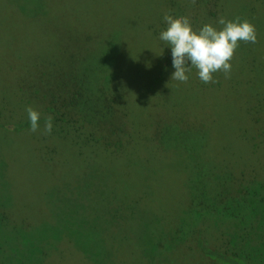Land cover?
<instances>
[{
    "label": "trees",
    "instance_id": "trees-1",
    "mask_svg": "<svg viewBox=\"0 0 264 264\" xmlns=\"http://www.w3.org/2000/svg\"><path fill=\"white\" fill-rule=\"evenodd\" d=\"M37 1L39 3L48 2L49 5L53 2L60 1L61 6L67 9L66 11L72 9V13H69V18L73 23L77 22V12L71 7L74 0ZM77 1L79 3H90L86 8H90L91 16L85 14L86 18L90 19V21H87L89 24L87 27L90 28V32L99 33L98 36H93V38L90 36L91 41L89 43L91 51L102 44L108 47L111 45L119 49L117 41L120 40L121 42L119 43L124 42L121 38H118L117 41L114 38L108 41L109 37H111L110 32L114 28L105 29L101 35V31H99L101 29V23H99V29L97 27L101 18L110 17V6L105 4L103 0ZM130 6H132L133 11L139 9L138 3L135 4V0L131 1ZM166 14L189 17L194 29H199L205 24H213L220 27L217 21L221 17L226 20H246L255 27L257 35L256 42H239V47L236 49L230 61L231 71L227 76L223 72H217L214 74V82L204 83L197 77L196 70L193 69L189 80L182 82L183 87L179 91L184 102L183 104L185 105L181 113L183 114L185 123V128L183 125L182 127L185 130L183 132L184 138L188 142V147H186L188 149L187 151H200L201 147L199 145H196L195 142L192 145L190 143L197 133L200 134V138H208L211 135H215L217 136L215 138L219 140V144L213 149L214 154L218 160L220 158L225 160V157L231 155L230 150L236 144L235 137H241L244 138L243 145L235 149L234 153L240 161L246 164L248 163L250 166L252 165V168H261L259 174L256 171L253 172L252 182L249 181L256 185L254 188L239 184L234 192L231 193L230 191L221 189L215 195L216 197H214L220 204L218 210L221 216H224V214L236 216L239 219L238 221L243 223L238 224V228L241 230L240 235L236 236L235 234L232 236L226 234L223 240H221V245L219 246V250L221 251L218 252L222 256L219 264H264V182H256L259 176L264 173V20H261V17L264 15V0H170L168 1ZM132 16L135 17V12ZM80 17H84V14H81ZM143 21L140 22L143 23ZM93 22L95 24L91 25ZM151 22L150 20L144 26H141L139 39L137 38L135 42L131 39L133 52L140 50L142 55L136 56L135 53L134 56L133 54L129 55L128 51L124 52L125 56L118 57L117 55V59L123 58L126 62L127 60L129 61V68L126 71H119L120 68L118 66V74L116 77L114 79L109 78L108 84H115L118 90L114 91L117 94H108L107 92L106 95L108 96H105L106 106L104 105L103 108L107 111V115L113 113L114 117L118 116L121 118L120 122L122 126H120L121 130L119 132L123 133V139L117 140L116 147L112 148L111 144H106V141H104L107 128L105 123L98 124V127L101 126V128L99 127L102 130L101 136H94L95 134L93 132L95 131H91V134L89 133L84 137L83 135L85 134L79 130L82 124L81 129L83 131L84 124H91V122H86L91 117L89 119L84 118L86 112L90 111L92 115L96 116H98V112L86 109L84 114L79 115L76 119L67 118V116L70 117V113H73V108L75 109V106L79 105L80 101L85 102L86 99L85 103H88L87 98H83L84 91L82 88L74 84V87L72 86L68 90V83H63L60 87L64 88L58 91L56 95L45 96L49 100L44 113L53 116L54 120L52 132L50 134L45 132V134L59 139L63 143L65 142L66 145L75 146L78 149H85L88 146L87 139L92 140L91 147L99 144L95 139L102 141L104 143L102 145L106 148V150L103 149L104 152L102 153L107 154L111 162H109V165L104 166L101 158L103 154L94 151L91 164L94 167L102 165L109 168V170L106 168L101 170V174L98 177L101 180V184L99 182L92 183L90 179L92 183L91 188L86 194L80 193L79 181L75 180L74 175L66 178L75 187L73 185H62L61 189H59L58 179L55 176H48L46 180L53 179L56 180L54 184L58 183V186L52 188L53 195L58 200L55 203H46L43 206V212L49 217V223L42 221L37 214L34 215L35 217H26L18 213L12 214L13 212L0 211V264H56L59 262L61 253L57 251V253L50 255L46 251L50 247H54L56 241L61 242L63 240L70 245L71 243L73 244V252L78 258V261H76L77 264H91L88 260L91 256L94 261L93 264H104L107 259H111L114 262L113 264H186V260H180L182 256H185L183 251L184 247L182 248V242L185 238L184 230L191 233L189 223L192 222L193 224L195 217H197L196 214L192 211H188L186 214H175L180 216L179 218H182L181 225L176 224L177 226L174 228L172 235L169 232H166L168 234H164L165 230H159L158 225H164L168 217L163 218L157 216L154 218L151 214H144L145 212H149L144 209L149 208L145 207L139 200L141 199L142 202L149 203L150 188L148 186L146 188V185L143 188V185L141 186L138 180L136 182L137 186L132 182V179L135 180L136 178L133 174L135 168L137 173L141 175L146 174L149 180L146 170L141 166L138 167L137 163H135L138 159H141V161L145 159L141 158L142 154L139 153L136 147L138 146L140 148L141 145H143L142 147L151 146L152 140L155 139V141H158L155 146H159V148L156 147L157 150H162L164 137L161 129L164 125L168 124L164 120L167 116L163 111L167 103H164V106L161 105L162 108L159 109V113L157 112V115L163 116V118L157 120L155 126H153L154 120L151 122L152 125L149 126L148 121L144 126L140 124L141 119H139L133 123L134 127H129L131 120L129 122L128 118H130L132 113L134 114L136 108L137 113H140V109L143 111L139 116H147L150 110L148 108V102L152 101L151 98L154 99L153 102L163 100L161 97H163L165 92H161L159 95L154 89L157 87V89L163 88L166 84H170L168 82L174 71L171 66L170 50L165 48L166 45L159 40V34L165 28V24H161V21L160 24L157 21H154L155 24ZM103 33L106 34L104 35ZM150 36H152L151 41L149 40L146 43V39ZM98 39H101V41L106 40L101 42ZM128 43L124 42L129 47ZM86 49V52L89 53L90 49ZM151 50L158 51L152 53L153 51L151 52ZM150 53L156 56L153 59L156 69L146 68L150 61L149 59H151ZM54 65L58 67L56 64ZM57 65L61 66V62L57 63ZM30 66L28 64L26 66L27 69H30ZM134 66L138 68L136 69ZM25 71L22 73L25 74ZM129 73V79L133 82L132 87L125 82V79H128L127 75ZM46 79L45 74H39L37 79L39 81L38 84H44ZM79 79L78 81L80 82L78 83L84 82L80 77ZM145 86L147 90H145ZM2 94L5 93L3 92ZM117 99H119L118 105L122 109L116 107L118 106L115 105ZM5 102L3 100L4 105L2 107L0 105V108H9ZM178 108H180L179 105H175V108L172 107V109ZM62 109L64 111H61ZM172 109L171 113L173 112ZM1 112L0 127L3 128H1L2 130H5L8 128V123L12 122L5 121V117L2 116ZM98 118L100 117L98 116ZM55 125L60 132H56ZM71 125L74 127L70 128ZM135 127L138 130V133L134 135L137 140L132 135V130ZM24 128L31 129L29 121L25 122ZM110 129L113 128L111 127ZM153 129L155 130L154 135L150 133V130ZM174 131H176L175 128ZM71 132L76 136L78 142L74 143L70 141V135L72 136ZM113 132L116 136V128L115 130L113 129ZM174 133L178 132H172V134ZM7 134L9 133L6 132L5 136L1 139L2 143L9 146L12 143L15 145L18 144V146L24 144V138L9 137ZM142 134H146L147 137L143 138ZM172 134L169 137V144H174V138L170 140ZM81 139H83L82 142ZM126 146H129L127 148L128 151L125 150ZM142 151L144 156L147 150ZM133 153L134 155H132ZM84 155H86V151L78 152L76 159L71 160L72 164L76 163L77 159L82 161V159L86 158L83 157ZM68 161L70 162V160ZM148 161L150 159H147L145 163H149ZM216 162L222 165L220 161ZM243 175V172L240 173L237 180L242 178ZM97 176H94V178H97ZM197 179L199 181V176H197ZM260 181H264V179ZM143 182H146L145 179H143ZM241 182L242 180H239V183ZM84 184L87 185L86 183ZM137 188L140 189L142 194L139 193ZM245 190H251L249 204L244 200V196L247 195ZM70 191L71 196H68L67 193ZM33 193L35 192L27 188L22 190V194L26 198ZM139 195L141 197L136 199ZM14 196L12 195V197ZM3 199V197H0V203ZM14 201L17 204V200ZM209 201L210 199H208ZM83 202L88 203V206ZM16 204L15 209H17ZM82 204L84 207H82ZM35 205H40V203L36 202ZM70 205L75 207L74 211L72 210L70 214L60 210V206H63L66 210L69 209ZM198 206H202V204L199 203ZM81 207L82 209H80ZM204 207L206 206L204 205ZM208 208L206 209L210 210ZM249 208L252 211H249ZM79 209L82 213L79 212ZM245 210L247 211V217L242 215ZM60 211L66 215L74 227L75 224L73 221H80L77 222V225L83 227V232L87 235L81 234L80 236L72 237L74 242H71V238L69 237L70 232H67L68 230L65 231L63 228H58V212ZM160 218L162 220H159ZM52 219L54 220V225L51 224ZM154 219L156 223H154ZM183 219L188 221V228L183 226ZM248 219L250 221L249 224L246 222ZM90 225H94L95 232L88 234ZM102 236L105 237V240ZM109 243L116 248L109 247L107 245ZM74 245L76 246L75 248ZM203 247L200 248L201 253L199 252L197 255L199 257L198 261L195 259L196 255L193 259L191 258L192 264H218L215 262V257L208 253L209 249L206 250ZM225 261L227 262L225 263Z\"/></svg>",
    "mask_w": 264,
    "mask_h": 264
},
{
    "label": "rangeland",
    "instance_id": "rangeland-1",
    "mask_svg": "<svg viewBox=\"0 0 264 264\" xmlns=\"http://www.w3.org/2000/svg\"><path fill=\"white\" fill-rule=\"evenodd\" d=\"M131 1L103 0L105 4L110 6V17L101 18L97 25L99 29V23H101V29H99L101 35L105 29L107 30L113 27L114 30L110 32L111 37H109L108 41L112 38L116 39V41L118 38H121L124 42H130L128 43L129 47L123 41V43H119L121 41L118 40L119 49L111 45L108 47L102 44L91 51L89 43L91 41L90 36L93 38V36H98L99 33L90 32V28L87 27L89 25L87 21H90V19H87L85 14L91 16L90 8H86L90 3H79L77 0H74L71 7L76 10V17L78 18H76L77 22L73 23L69 18V13H72V9L66 11L67 9L61 6L60 1L53 2L49 5L48 2L39 3L37 0H0V105L1 107L4 105V100L9 107L8 109L0 108V112L3 110L1 113L5 117V121L12 122L8 123V128L5 129L6 131L0 127V197L4 198L0 203V211L13 212L12 214L18 213L26 217H35L34 215L37 214L42 221L49 223V217L44 214L43 206L46 203H55L58 200L52 192V188L58 186V183L54 184L56 180L53 179L46 180L48 176H55L59 181V189H61L62 185H73L66 177L74 175L75 180L79 181L80 193L85 194L90 190L93 182H99L101 184V180L98 178L101 170L105 168L109 170V168L104 166L109 165V162H111L108 155L102 153L104 152L103 149L106 150L102 145L104 143L95 139L99 144L91 147L92 140L87 139L88 146L85 149H78L75 146L66 145L65 142L63 143L59 139L45 134L44 125L47 122V117H49V115L44 113L49 100L45 96L56 95L58 91L64 88L60 87L63 83H68V90L72 86L74 87V84L82 88L84 91L83 98L86 97L88 103H85L86 99L85 102L80 101L79 105H76L75 109L73 108V113H70V117L67 116V118L76 119L79 115H83L86 109L98 112L97 114L100 118L92 115L90 111L86 112L84 118L89 119L91 117L90 120L86 121L91 122V124H84V131L81 129L82 124L79 130L85 134L83 135L84 137L89 133L91 134V131H95L93 132L95 134L94 136H101L102 130L100 129L101 126H99L100 128L98 127V124L105 123L107 128L104 141H106V144H111L112 148L117 146V140L123 139V133L119 132L121 130L120 126H122L120 122L121 118L118 116L114 117L113 113L107 115V111L103 108L106 104L105 96H108L106 95L107 92L108 94H117L114 91L118 90L115 84H108L109 78L114 79L116 77L118 74V66L120 68L119 71H126L129 68V61L127 60L126 62L123 58L117 59V55L118 57L122 56L127 51L129 55L133 54L134 56V53L136 56L142 55L140 50L133 52L131 39L134 42L137 38L139 39L141 26H144L150 20L152 21L151 23L157 21L160 24L161 21V24H163V17L167 13L168 1L170 0H135V4L138 3L139 9L134 11L131 8L132 6H130ZM132 12H135V17L132 16ZM81 14H84V17H80ZM261 20H264V15L261 17ZM140 21H143V23ZM93 24L95 22L91 25ZM103 34L105 35L106 33ZM151 37L146 39V43L149 40L151 41ZM98 40L101 41V39ZM86 48L90 49L89 53L86 52ZM152 53L149 54L151 59H149L148 65L145 63L148 69H156L155 62L153 61L156 56L152 55ZM59 61L61 62V66L57 65V63H60ZM28 64L31 65L30 69L26 67ZM54 64L58 67H55ZM134 68L137 69L138 67L134 66ZM25 69L27 70L25 71ZM24 71L25 74L22 73ZM53 72L55 73L52 75ZM39 74H45L47 77L44 84H38L39 81L37 79ZM127 76L128 79L124 78L125 82L132 87L133 82L129 79L130 73ZM79 77L84 81L83 83H78L80 82L78 81L80 80ZM172 80L170 78L168 82L170 84H166L163 88L157 89V87L154 89L158 94L165 92L163 94L164 98L161 97L163 99L162 101L157 100L154 102V99L151 98L152 101L148 102V108L150 110L147 116H139L143 111L140 109V113H137L136 108L134 114L132 113L130 118H128L129 122L131 120L130 123L132 125H129L131 128L134 127L133 123L139 119H141L140 124L144 126L148 121L149 126L152 125L151 122L154 120L153 126H155L157 120L163 118V116H158L157 112L159 113V109L164 106V103H167V106L163 108L164 113L167 115L164 120L168 124L164 125L161 129L164 137L162 150H157L156 147L159 148V146H155L156 142H158L155 139L152 140L151 146L142 147L143 145H141L140 148L138 146L136 147L139 153L142 154L141 158L145 159L142 161L138 159L135 163H137L138 167L141 166L146 170L150 181L147 179L146 174L141 175L137 173L135 168L133 174L136 178L135 180L132 179V182L137 186L136 182L138 180L140 185H143V188H145V185L146 188L147 186L150 188L149 203L142 202L141 199L139 200L145 207L149 208L144 209L149 211L144 214H151L154 218L157 216L163 218L168 217L164 225H158L159 230H165L164 234H168L166 232H169L172 235L174 228L177 226L176 224L181 225L182 218H179L180 216L175 214H186L188 211L196 214L197 217H195L193 224L189 221L191 233L184 230L185 238L182 242V248L184 247V250H182L185 256H182L183 258L181 257L180 260H186V264H192L191 258L193 259L196 255L195 259L198 261L199 257L197 255L199 252L201 253L200 248L206 246L203 248L206 250L209 249L208 253L215 257V262L219 264L222 256L218 252L221 251L219 250L221 240H223L226 234L232 236L235 234L236 236L240 235L241 230L238 228V224L241 222L238 221L239 219L236 216L225 214L221 216L218 210L220 204L214 197H216L215 195L221 189L230 191L231 193L234 192L239 184L254 188L256 185L251 183L253 172L256 171L259 174L261 168H252V165L250 166V164L240 161L234 153L235 149L243 145L244 138L241 137H235L236 144L230 150L231 155L225 157V160L223 158L218 160L214 154L213 149L219 144V140L215 138L217 137L215 135H211L208 138H200V134L197 133L190 143L192 145L195 142L196 145H199L201 147L200 151H187L188 149L186 147H188V142L183 135L185 123L183 114L181 113L185 105L183 104L184 102L179 91L183 85L182 82L177 83V81ZM19 82L21 83L20 85ZM145 90H147L146 86ZM3 92L5 94H2ZM115 102V105H118L119 99ZM175 105H179L180 108L172 109V107L175 108ZM28 107H32L41 113L40 130L37 132H32L30 129L24 128L25 122L29 121L26 111ZM116 107L122 109L120 105ZM171 109L173 110L172 113ZM61 111H64V109ZM51 117L52 123H54L53 116ZM73 127V125L70 126V128ZM111 127L114 130L116 128V136L113 129H110ZM174 128L176 131H174ZM55 129L57 130L56 125ZM154 131V129L150 130V133L154 135ZM6 132L10 134H7L9 137L24 138V144L18 146V144L15 145L12 143L9 146L2 143L1 139L5 136ZM172 132L181 134H172ZM136 133H138V130L135 127L132 130V135L134 136ZM170 134H172L170 140L174 138V144H169ZM70 137V141L74 143L78 142V139H76L73 133ZM142 137L145 138L147 135L142 134ZM134 139L137 140L135 136ZM82 141L83 139H81ZM127 148L129 146H126V151H128ZM145 149L147 153L143 156L142 150ZM83 151H86V155L83 156L86 158L82 159V161L77 159V162L72 164L71 160H75L78 152ZM94 151L103 154L100 157L102 158V164L104 166L99 165L94 167L91 164ZM96 154L99 155L98 153ZM138 155L140 156V154ZM147 159H150L148 161L149 163H145ZM216 161H220L222 165H219V162ZM121 162L123 161L121 160ZM242 172L244 175L239 179L242 180L239 183L237 179ZM94 176H97V178H94ZM197 176H199V181ZM261 176H264V173ZM261 176L256 180L257 183L264 182L260 181L264 179ZM143 179L146 182H143ZM24 188L35 193L26 198L22 194ZM137 190L141 193L140 189L137 188ZM245 192L247 195L244 196V200L249 204L251 190H245ZM11 194L15 196L12 197ZM67 195L71 196V191ZM140 197L139 195L136 199ZM195 197L196 199H194ZM204 198L206 199L204 200ZM208 199H210L209 202ZM14 200H17V204ZM36 202H39L40 205H35ZM83 203L88 206V203ZM199 203L202 206H198ZM15 204L17 209H15ZM82 207H84L83 204ZM207 207L210 210H207ZM74 208L73 205H70L69 209L65 210L63 206H60V210L66 211L68 214L72 210L74 211ZM80 209L79 212L82 213ZM61 211L58 212V228H63L65 231L68 230L67 232H70L69 237L71 238V242H74L72 237L80 236L81 234L87 235L83 232L84 228L77 225V222L80 221H73L75 224L74 227ZM246 212L245 210L242 214L245 217L248 216ZM159 220H162V218ZM153 221L156 223L155 219ZM182 222L184 227H189L187 220L183 219ZM246 222L249 224V219ZM51 224L54 225L53 219L51 220ZM99 231L101 232V230ZM93 232H95L94 225H90L87 233L91 234ZM104 236L102 238L105 240ZM61 242L56 241L54 247H50L46 252L50 255L57 253V251L61 253L59 262L56 264H77L76 261H78V258L73 252V244L71 243L70 245L64 240ZM107 245L116 248L110 243ZM55 259L57 260V258ZM88 260L91 264L94 263L92 256ZM113 263L111 259H107L104 264Z\"/></svg>",
    "mask_w": 264,
    "mask_h": 264
},
{
    "label": "clouds",
    "instance_id": "clouds-1",
    "mask_svg": "<svg viewBox=\"0 0 264 264\" xmlns=\"http://www.w3.org/2000/svg\"><path fill=\"white\" fill-rule=\"evenodd\" d=\"M165 28L159 34V40L170 50L171 66L174 71L171 79L187 82L196 70L197 77L204 83L214 82V74L231 71V59L239 42L255 43L257 40L254 25L246 20H226L221 17L217 23L205 24L194 29L187 16L165 14ZM164 50V48H163ZM31 131L40 130L41 113L32 107L26 109ZM52 117H47L44 131L51 133Z\"/></svg>",
    "mask_w": 264,
    "mask_h": 264
}]
</instances>
